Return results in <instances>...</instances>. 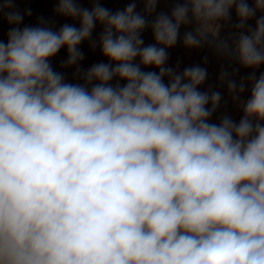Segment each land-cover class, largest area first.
<instances>
[{
	"label": "clouds",
	"instance_id": "clouds-1",
	"mask_svg": "<svg viewBox=\"0 0 264 264\" xmlns=\"http://www.w3.org/2000/svg\"><path fill=\"white\" fill-rule=\"evenodd\" d=\"M91 2L57 0L79 26L56 30L43 17L21 27L31 10L0 0V264H264V73L237 83L222 69L243 115L214 123L207 69L167 66L188 25L184 47L264 65V0H167L170 14L161 0ZM85 41L107 62L82 70ZM62 48L82 83L54 70Z\"/></svg>",
	"mask_w": 264,
	"mask_h": 264
},
{
	"label": "crops",
	"instance_id": "crops-1",
	"mask_svg": "<svg viewBox=\"0 0 264 264\" xmlns=\"http://www.w3.org/2000/svg\"><path fill=\"white\" fill-rule=\"evenodd\" d=\"M79 5L83 8H89L93 6L91 0H78ZM133 2V0H100L103 7L110 9L115 12L117 10H123L128 3ZM57 7V0H15L14 8L18 10L21 14H24L26 9L31 10V15H25L21 27L24 25L36 26L40 17L50 22V25H54L56 30L59 29L65 23L76 24L79 26L78 21H73L70 18L59 16L55 13L54 9ZM173 4L167 2V0H161L157 6L156 13L164 12L169 13ZM143 9V4L137 3V11L140 12ZM149 17V19H153ZM237 18L235 12H232V19L228 23L221 22L222 26L220 28L219 36L222 40H227L229 43L232 42L233 35L236 31L234 28L235 23H237ZM255 21H249V25L254 27ZM9 25L5 19H0V39L7 40V32L9 30ZM193 26H182L180 29V37L177 44L168 49L169 59L167 66L176 68L179 65L178 71H183L186 67H192L199 65L207 69L208 77L203 85L200 86L201 91H218L221 93V105L217 112L211 118V122L218 123L219 118L223 115L229 116L234 121L238 122L243 113L238 107L236 102H233L231 96L228 93L226 83L221 84L219 81V75L222 69L227 70L229 73L236 71V75L232 76L239 83L241 77L248 76L252 71L256 72L259 76L264 73V65H261L258 69H245L239 66L237 63H230L226 58L217 55L212 49L208 47H203L200 49H188L183 45V35L186 31L192 30ZM102 31V26L97 25L93 32V39H97L99 33ZM143 39L145 45L154 43V39L151 33V29H146L143 34ZM80 50L84 54V59L80 62V67L82 70H87L92 65L101 62H107V59L101 54L99 47L94 51L91 49L89 42L85 41L79 46ZM67 58L66 49L62 48L61 51L52 58L51 63L55 71L64 74L66 81L70 83H82L83 81L74 78L75 67H61L62 63ZM206 61V62H205ZM145 71H156L154 68L144 69ZM115 82V81H114ZM113 82V83H114ZM123 83V82H122ZM249 96V91L246 90L242 94L241 99H247ZM210 107V105H209Z\"/></svg>",
	"mask_w": 264,
	"mask_h": 264
}]
</instances>
